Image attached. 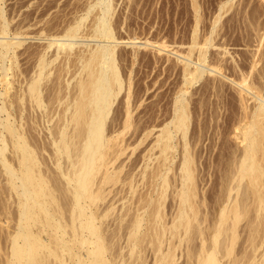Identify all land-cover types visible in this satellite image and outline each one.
Here are the masks:
<instances>
[{
	"label": "bare ground",
	"instance_id": "1",
	"mask_svg": "<svg viewBox=\"0 0 264 264\" xmlns=\"http://www.w3.org/2000/svg\"><path fill=\"white\" fill-rule=\"evenodd\" d=\"M2 2L0 0V172L5 174V182L16 196L17 209L15 228L8 236L5 263L126 264L123 259L116 261L119 252L112 250L113 237H107L106 228L103 227L113 204L101 207L107 187L118 181L122 171L121 163L115 165L127 147L123 146L125 142L122 143L120 137L132 123L129 104L131 83L128 79L122 116L118 118L119 122L113 121L116 124L108 126L112 104L125 84L114 58L117 41L108 23L110 0L95 2L100 12L92 26L91 37L96 39L93 47L88 46L90 48L85 50V44L83 47L80 43L83 40H75L83 16L59 35L46 37L47 42L37 53L31 75L25 76L18 87L13 86V78L16 74L24 73L17 61V48L22 45L23 39L16 30L10 32ZM87 42H84L86 47ZM75 44H81V50L76 46L79 51L75 52ZM214 45L210 37L199 43L194 36L188 52L179 55L182 80L173 101V113L167 122L162 123L150 144L152 149H157L156 162L153 166L150 164L148 181L151 180V188L145 194L139 191L142 195L137 196L138 204L125 206L124 213L118 216L119 228L125 226L124 236L130 253L137 254L145 232L143 228H149L152 237L149 242L156 244L152 264H176L175 246L179 243L170 245L168 237H165L167 232L170 233L169 238L170 235H178V240L186 239L189 245L190 241L192 245L194 237L200 239L201 244L194 246H199L196 250L186 244L187 254L183 251L188 255L189 262L192 260L190 264H264L263 67L251 82L237 83L240 92L252 99L249 104L246 101L242 103L240 117L233 125V135L241 148L233 154L227 169L223 170L225 174L220 179L223 182L219 185L221 197L218 195V212L212 228L206 225L210 229L206 232V227L203 230L200 226L206 219L198 215L199 191H196L193 157L187 138L189 114L186 94L188 87L204 78L205 73L226 77L221 72V60H209L207 56L209 48ZM192 51L195 54L193 58ZM57 59L59 63L54 66ZM72 64L77 67H74L76 69L71 75L74 81L70 85L67 73ZM50 74H56L53 81L49 79ZM213 81L205 83H211L210 88H216L217 83ZM56 104L62 105V109L56 111ZM27 108L39 110L40 118L45 122L42 126L48 132L46 138L50 136L51 161L57 169V176L62 178L60 182L56 181L58 186L49 177L50 168L41 166H47L46 160L38 153L41 146L33 143L28 130L31 122H38L35 116L24 114ZM53 112L56 113L55 120ZM178 132L182 150L175 172L177 184L173 196L176 207L168 226L163 220L161 199L169 185L167 171L172 162L169 152L177 146L174 138ZM131 179L128 183L130 190H133ZM157 180L159 182L156 184ZM58 189L68 194L64 204L59 202L55 193ZM248 213L252 214L243 225L248 231L245 240L250 252L246 249L237 251V225ZM124 215H130V218L122 226L123 219H126ZM260 247L262 250L256 254ZM128 264L135 263L132 261Z\"/></svg>",
	"mask_w": 264,
	"mask_h": 264
},
{
	"label": "rangeland",
	"instance_id": "2",
	"mask_svg": "<svg viewBox=\"0 0 264 264\" xmlns=\"http://www.w3.org/2000/svg\"><path fill=\"white\" fill-rule=\"evenodd\" d=\"M3 2L2 8L6 19H8L10 32L16 30L17 33H20L18 36L23 39L22 45L17 48L19 52L17 61L24 73L14 76V87H18L25 76L31 75L37 53L47 42L46 37L59 35L83 16L75 40H83L79 41L82 46L85 44V47L83 46L85 50L95 45L96 39L91 37L92 26L95 25L94 21L100 12L99 6L95 4L96 0H3ZM110 6L108 23L111 33L114 34L117 41L114 58L123 84H125L112 104L108 126L116 124L113 121H118V118L122 116L120 114L124 105L125 86L128 85V79L131 83L129 104L132 123L120 137L123 140L122 143L125 142L123 146L127 147L115 162V165L121 163L122 166L119 179L115 183L109 184L105 200L101 203V207L112 203L114 209L105 218L103 227L106 228L105 235L113 237L112 250L119 252V256L116 255L119 260L116 259V261L123 259L126 264L132 261L136 264L142 260L139 263L152 264L156 255V244L149 242L152 238L149 228L146 226L143 228L146 234H149L146 235L144 232L137 254L130 253L124 236V224L130 215L123 216V218L126 217L122 222L123 228H119L118 216L124 213L125 206H136L138 197L142 195L141 192L145 194L151 188L149 185L151 180L148 181L149 172L152 164L156 162L157 149H152L150 144L162 123L167 122L173 113V101L182 80L180 74L182 62H180L179 55L183 56L188 52L194 36L199 43L206 37H210L215 45L209 48L207 56L209 60L220 59L221 72L226 75L224 77L216 74L214 77V75L205 73L204 78H201L192 87H188L189 91L186 94L189 114L187 138L193 157L194 176L197 182L196 191H199L197 194V200L200 203L198 215L206 219L200 226L205 230L206 225L207 227L210 225L212 228V223L216 220L217 200L220 199L219 196L221 197L219 185L223 182L220 179H223L224 171L233 154L241 148L240 142L233 135L234 122L240 117L242 103L244 101L248 104L252 102L246 93L240 92L237 83L242 85L245 82H251L259 75L258 72L262 67L264 70V0H110ZM10 36L13 35L10 34ZM84 40L89 42H87V47ZM81 44H79L80 46L74 45L77 49L73 48L75 52L79 51L78 48L81 50ZM91 44L93 45L91 46ZM193 51L191 57L195 56ZM73 56L72 54L71 57ZM55 63L54 66H57L59 61H55ZM74 67L77 66L72 64L71 70L67 73L70 85L74 81L72 77L73 71L76 69ZM54 75L56 76V74H50L49 79L53 81ZM212 80H214L213 83H217L216 88H210L211 83L206 84ZM205 81L207 82L205 83ZM48 83H50L49 80ZM54 108L59 111L62 109V105L56 104ZM27 109L24 114L35 116L38 122L31 124L30 121L31 126L29 125L30 129L28 130H30L29 135L33 138V143L42 147L37 150L44 161L46 160L47 166L45 164L44 166L41 164V166L45 169L50 168L48 170L49 177L55 186H58L56 181L60 182L62 178L57 176V169L52 164L50 136L46 138L48 132L42 126L45 125V122L43 123L40 118L39 110ZM55 114L53 112L54 120ZM174 141H177V146L175 150L169 152V159L172 161L170 162L171 168L167 171L169 185L161 199L162 212L164 211L162 214L165 217L163 220L165 219L168 226L176 207L175 196H173L177 184V173L175 172L182 150L179 132ZM7 154L11 156L9 151ZM5 178V174L0 172V264H6L5 258L9 248L8 236L14 231L17 214L16 196L9 190ZM128 178L133 179L131 180L134 184V192L129 188L128 181L130 179ZM158 182L157 180L156 184ZM55 193L58 195L59 202L64 204L68 194L59 189ZM134 200L137 201L134 202ZM152 205L153 203L150 204V206ZM251 214L248 213L246 218L238 223L240 225H237L239 227L237 228L239 230L238 240L236 239V242H239L235 246V250L239 247L237 251L246 249L250 252V247L245 240L248 231L244 225L247 217ZM207 227L206 232L210 230ZM169 234L167 232L165 237H168L167 241L171 243L170 245L175 246L174 243L176 245L179 243L175 246L176 264H187V262L190 264L192 260L189 262L188 255H185L187 254L185 250L188 248L186 239L178 240V235H172V237L170 235L169 238ZM242 238L244 239L242 240ZM196 239L198 237H194L192 245L190 241L191 246L189 244L188 246L194 248V246L200 245V239ZM167 241L165 240L166 243H164L167 244ZM240 243L243 248L239 245ZM198 247L194 249L196 250ZM261 248L255 253H259Z\"/></svg>",
	"mask_w": 264,
	"mask_h": 264
}]
</instances>
